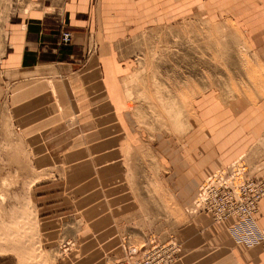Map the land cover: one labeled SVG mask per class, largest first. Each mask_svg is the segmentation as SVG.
Wrapping results in <instances>:
<instances>
[{
	"label": "crops",
	"instance_id": "crops-1",
	"mask_svg": "<svg viewBox=\"0 0 264 264\" xmlns=\"http://www.w3.org/2000/svg\"><path fill=\"white\" fill-rule=\"evenodd\" d=\"M196 13L233 19L264 58V0H30L10 24L2 66L15 77L11 115L50 172L34 188L42 242L51 250H60L63 238L77 242L60 264H127V222L141 206L127 166L129 43L150 27ZM63 27L73 32L70 45L59 42ZM92 42L97 48L90 53ZM234 105L209 127L204 143L216 147L202 164L183 158L181 148L172 154V140L163 141L174 155L168 180L177 202L193 201L206 178L246 154V142L264 133L263 100ZM257 219L264 226V201ZM234 222L217 223L205 211L190 215L175 230L181 250L170 264H264L261 245L248 247L230 236Z\"/></svg>",
	"mask_w": 264,
	"mask_h": 264
},
{
	"label": "rangeland",
	"instance_id": "rangeland-1",
	"mask_svg": "<svg viewBox=\"0 0 264 264\" xmlns=\"http://www.w3.org/2000/svg\"><path fill=\"white\" fill-rule=\"evenodd\" d=\"M28 6L30 0H0V264H60L77 242L63 238L60 250L43 245L34 188L50 172L30 152L12 118L9 94L15 77L2 66L10 24ZM129 44L131 65L123 79L127 166L141 206L127 222L123 260L141 264L156 258L157 244L167 245L163 252L171 251L173 242L181 246L175 230L197 214L190 211L193 201H176L175 183L168 180L174 155L163 141L172 140V154L181 148L183 158L202 164L216 147L204 143L209 127L220 124L214 120L226 116L236 102L264 101V58L223 14L196 13L173 25L150 27ZM90 48L93 53L97 44ZM245 145L242 156L251 172L262 175L264 133ZM133 249L137 253L131 254Z\"/></svg>",
	"mask_w": 264,
	"mask_h": 264
},
{
	"label": "built area",
	"instance_id": "built-area-1",
	"mask_svg": "<svg viewBox=\"0 0 264 264\" xmlns=\"http://www.w3.org/2000/svg\"><path fill=\"white\" fill-rule=\"evenodd\" d=\"M72 39L73 32L68 27L61 28L60 44L70 45ZM244 157L240 156L206 178L199 187L190 211L209 212L217 223L234 218L235 222L228 228L230 236L248 247L261 245L264 248V226L257 219L260 204L264 201V173H252ZM155 247L156 258L143 259L141 264H169L178 257L181 248L176 242L168 247L171 251L167 252L162 251L167 245L160 247L157 244ZM137 251L133 249L130 253L135 254Z\"/></svg>",
	"mask_w": 264,
	"mask_h": 264
}]
</instances>
